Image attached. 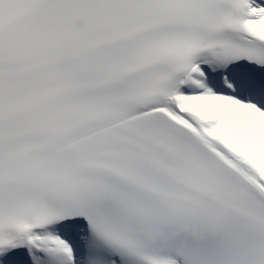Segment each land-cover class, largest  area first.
<instances>
[{
	"label": "snow or ice",
	"instance_id": "6c2138e0",
	"mask_svg": "<svg viewBox=\"0 0 264 264\" xmlns=\"http://www.w3.org/2000/svg\"><path fill=\"white\" fill-rule=\"evenodd\" d=\"M0 264H264V0H0Z\"/></svg>",
	"mask_w": 264,
	"mask_h": 264
},
{
	"label": "clouds",
	"instance_id": "9594fccd",
	"mask_svg": "<svg viewBox=\"0 0 264 264\" xmlns=\"http://www.w3.org/2000/svg\"><path fill=\"white\" fill-rule=\"evenodd\" d=\"M229 213L223 209H216L210 215L205 216L200 224L199 230L192 228L190 225H182L176 232L166 235L161 230L151 232H142L141 239L147 245H156L167 240L186 239L193 243L202 242L205 234H213L219 230V224L229 219Z\"/></svg>",
	"mask_w": 264,
	"mask_h": 264
}]
</instances>
